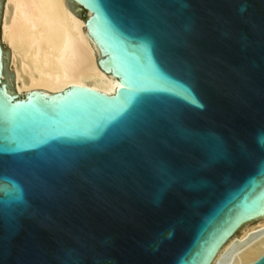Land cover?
Here are the masks:
<instances>
[{"label":"water","instance_id":"water-1","mask_svg":"<svg viewBox=\"0 0 264 264\" xmlns=\"http://www.w3.org/2000/svg\"><path fill=\"white\" fill-rule=\"evenodd\" d=\"M69 2L121 87L18 100L0 35V264H211L264 216V0Z\"/></svg>","mask_w":264,"mask_h":264},{"label":"bare ground","instance_id":"bare-ground-1","mask_svg":"<svg viewBox=\"0 0 264 264\" xmlns=\"http://www.w3.org/2000/svg\"><path fill=\"white\" fill-rule=\"evenodd\" d=\"M71 6L69 0H5L1 37L18 96L33 91L63 92L70 87L111 95L116 93V85L121 87L111 73L100 68V50L89 36L86 21ZM257 221L242 226L211 264L258 261L264 254V236H260L264 216Z\"/></svg>","mask_w":264,"mask_h":264},{"label":"rangeland","instance_id":"rangeland-1","mask_svg":"<svg viewBox=\"0 0 264 264\" xmlns=\"http://www.w3.org/2000/svg\"><path fill=\"white\" fill-rule=\"evenodd\" d=\"M4 4H5V0H2V12H1V21H2V14H3V9H4ZM72 8H73V10H75V12L83 19V21H85L86 20V18H87V16H88V14L85 16V17H83V14H82V12L79 10V9H77L76 8V6L74 5V4H72V6H71ZM0 35H1V25H0ZM8 51V50H7ZM9 53V52H8ZM100 59H101V57H100ZM9 60H10V56H9ZM9 63H10V61H9ZM10 73H11V83H10V85H13V79H12V76H13V74H12V70H11V68H10ZM14 86V85H13ZM258 221H256V222H251V223H249V224H247V225H254V224H256ZM243 228V227H242ZM241 230V229H240ZM240 230L235 234V235H238L239 233H240ZM262 235L264 236V232L262 233V231H260V236L262 237Z\"/></svg>","mask_w":264,"mask_h":264},{"label":"flooded vegetation","instance_id":"flooded-vegetation-1","mask_svg":"<svg viewBox=\"0 0 264 264\" xmlns=\"http://www.w3.org/2000/svg\"><path fill=\"white\" fill-rule=\"evenodd\" d=\"M7 91L9 92V94H10L11 96H15V95H14V92L10 91V88H9V87H7ZM22 98H26V96H19V97H18V100H22ZM14 102H15V101H14Z\"/></svg>","mask_w":264,"mask_h":264}]
</instances>
